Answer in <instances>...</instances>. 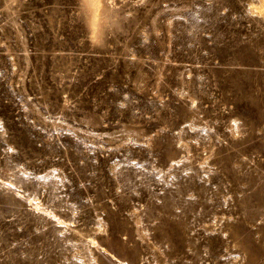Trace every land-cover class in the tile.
Here are the masks:
<instances>
[{
  "label": "rangeland",
  "instance_id": "rangeland-1",
  "mask_svg": "<svg viewBox=\"0 0 264 264\" xmlns=\"http://www.w3.org/2000/svg\"><path fill=\"white\" fill-rule=\"evenodd\" d=\"M0 181V264H264V0H0Z\"/></svg>",
  "mask_w": 264,
  "mask_h": 264
},
{
  "label": "clouds",
  "instance_id": "clouds-1",
  "mask_svg": "<svg viewBox=\"0 0 264 264\" xmlns=\"http://www.w3.org/2000/svg\"><path fill=\"white\" fill-rule=\"evenodd\" d=\"M102 0H90V6L92 8H97L101 5ZM119 29L116 27L115 31H118ZM98 31V30H97ZM100 37L99 35H93L91 29H89V37H88V42L91 46L93 47H98V41Z\"/></svg>",
  "mask_w": 264,
  "mask_h": 264
},
{
  "label": "snow or ice",
  "instance_id": "snow-or-ice-1",
  "mask_svg": "<svg viewBox=\"0 0 264 264\" xmlns=\"http://www.w3.org/2000/svg\"><path fill=\"white\" fill-rule=\"evenodd\" d=\"M0 183H2V181H0Z\"/></svg>",
  "mask_w": 264,
  "mask_h": 264
}]
</instances>
